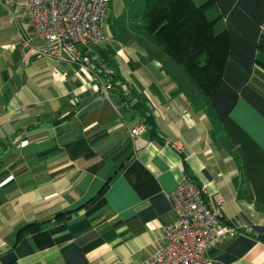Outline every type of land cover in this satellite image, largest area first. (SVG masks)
<instances>
[{
	"label": "crops",
	"instance_id": "crops-1",
	"mask_svg": "<svg viewBox=\"0 0 264 264\" xmlns=\"http://www.w3.org/2000/svg\"><path fill=\"white\" fill-rule=\"evenodd\" d=\"M25 3L0 0V264H148L174 220L165 193L184 178L222 197L236 230L206 254L264 264V0H215L214 31L230 40L210 94L220 138L134 39L108 32L84 62L32 53L46 41L23 43ZM98 46L115 51L108 97ZM145 106L155 134L132 137Z\"/></svg>",
	"mask_w": 264,
	"mask_h": 264
},
{
	"label": "trees",
	"instance_id": "trees-1",
	"mask_svg": "<svg viewBox=\"0 0 264 264\" xmlns=\"http://www.w3.org/2000/svg\"><path fill=\"white\" fill-rule=\"evenodd\" d=\"M112 1L109 0L108 8ZM120 2L117 14H110L106 20L111 37L122 44L134 39L146 51L145 61H160L162 69L176 85L175 92L183 93L195 109L207 114L212 122L211 135L217 136L221 126L210 94L222 77L230 40L227 31H214V24L221 16L215 0L200 4L194 0ZM260 47L264 48V45ZM97 51L99 57L95 67L99 69L95 68L94 77L109 84L110 92L118 76L117 73H106L105 68L115 67V51L110 46L105 49L98 46ZM85 56L89 58L90 53L83 54L79 60L83 61ZM119 93L125 101L135 95L131 91L120 90ZM138 97L145 103L143 95ZM139 114L145 127L154 135L155 125L148 108L145 106Z\"/></svg>",
	"mask_w": 264,
	"mask_h": 264
},
{
	"label": "built area",
	"instance_id": "built-area-1",
	"mask_svg": "<svg viewBox=\"0 0 264 264\" xmlns=\"http://www.w3.org/2000/svg\"><path fill=\"white\" fill-rule=\"evenodd\" d=\"M109 0H26L24 15L29 34L22 41L32 44L34 37L46 41L31 50L58 61L84 62L79 58L91 46L106 40L103 22ZM106 97L110 85L98 79ZM145 130L138 124L130 130L136 136ZM174 220L163 227V243L148 264H225L206 253L236 230L222 223L225 201L210 197L204 186L184 178L165 193Z\"/></svg>",
	"mask_w": 264,
	"mask_h": 264
},
{
	"label": "rangeland",
	"instance_id": "rangeland-1",
	"mask_svg": "<svg viewBox=\"0 0 264 264\" xmlns=\"http://www.w3.org/2000/svg\"><path fill=\"white\" fill-rule=\"evenodd\" d=\"M120 6H121L120 0H113L110 7L108 8V10L106 12L104 22H103V31L106 35L109 32L108 27L106 25V20H107L108 16H110V14L111 15L117 14V11L119 10Z\"/></svg>",
	"mask_w": 264,
	"mask_h": 264
}]
</instances>
